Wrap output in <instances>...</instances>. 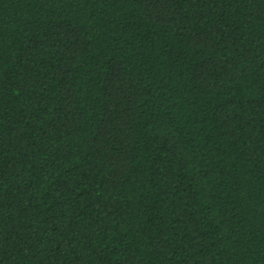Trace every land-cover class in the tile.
Segmentation results:
<instances>
[{"label":"trees","instance_id":"16d2710c","mask_svg":"<svg viewBox=\"0 0 264 264\" xmlns=\"http://www.w3.org/2000/svg\"><path fill=\"white\" fill-rule=\"evenodd\" d=\"M0 264H264V0H0Z\"/></svg>","mask_w":264,"mask_h":264}]
</instances>
